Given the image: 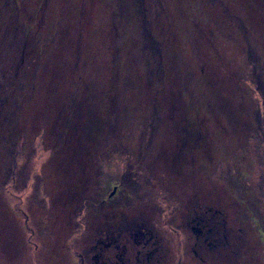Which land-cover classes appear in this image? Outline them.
<instances>
[{"label": "rangeland", "instance_id": "obj_1", "mask_svg": "<svg viewBox=\"0 0 264 264\" xmlns=\"http://www.w3.org/2000/svg\"><path fill=\"white\" fill-rule=\"evenodd\" d=\"M248 1L167 0L170 63L153 98L144 77L135 91L112 81L107 0H15V15L0 0V58L16 13L25 34L48 40L41 53L29 47L37 89L14 148L21 178L0 187V264H79V254L84 264H264V119L238 112L240 77L264 59V37L245 31L264 35V0ZM215 25L238 44L220 42ZM147 96L168 122L148 159ZM236 114L248 125L234 128ZM127 159L128 179L165 210L171 199L174 215L126 196Z\"/></svg>", "mask_w": 264, "mask_h": 264}, {"label": "trees", "instance_id": "obj_2", "mask_svg": "<svg viewBox=\"0 0 264 264\" xmlns=\"http://www.w3.org/2000/svg\"><path fill=\"white\" fill-rule=\"evenodd\" d=\"M107 1L110 12L114 17V25L110 28V33L112 35L110 43V51H112V81L118 86L120 83V87L123 90L135 91V87H137L135 85L137 83H142V81L144 82L145 78L150 84H152V90L155 89L154 93L152 91V96L154 98V95L159 93V91L156 92V89L158 90L163 86L162 81H164L165 75L164 68L166 64L170 63L165 45L166 38L164 35L165 27L166 32L172 31L168 16L169 5L167 0ZM245 1L246 0H244V2ZM248 2L251 4V0ZM4 5H8V8L4 13L8 12L7 14L15 15L17 7L15 0H2V6ZM227 11L228 13H232V11H235V8H233L231 4H227ZM245 11L246 10H243V15L245 14ZM18 19L19 16L16 13L15 30L11 24L12 19L8 22L7 28H4L6 41L4 42V45H1L4 47V53L0 58V185L3 183L7 185L12 174H16V177H13L14 179L17 178L18 174V178H21L20 169L16 163L18 158L15 159L14 148H17L18 145L24 143L22 133L25 131L26 125L23 119H25L24 114L27 102L35 95L37 89V67L39 65L38 57L29 54V47L35 45L36 50H39L41 53V50L45 49L48 44L47 38L39 36V39H36V36L31 32L25 34V24L22 21L19 22ZM215 26V30L221 39L220 42H225L231 45L238 44L236 36L232 35V31L228 34V31L224 28L217 25ZM246 27L245 31L248 30L254 35L260 34L261 37H264L261 33H257L255 28L250 30L252 27L251 24L246 25ZM166 37H168V48V44H171L170 39L172 37L170 38L167 34ZM13 48H15V50ZM11 50H14L15 55L14 52H12V58L7 59L5 55L7 56V52ZM246 52L245 49L244 54ZM255 54L256 53L254 52V55ZM245 56L248 57V54L246 53ZM256 56L257 55L254 57L252 53L249 52V57L253 58V60H255ZM244 73L245 75L241 76L242 78L240 77L243 92L241 102H239L241 104V109L237 108L241 115L249 116V118L252 116L255 120L254 125L257 126L258 120L264 119V59L257 56V62H254L250 66V69L247 68L246 71L244 70ZM139 86L141 85L139 84ZM250 87L255 89H253V93H251L252 90ZM254 91H256V93ZM146 100V106L148 105L150 114L144 120V127H146L147 131L143 135V139L145 140H141L139 143V148L144 149V158L148 159V157L154 152L157 140L159 141L160 131L165 128L162 126H168V122L165 115H162L156 107V103L154 101L149 102L148 96L146 97ZM225 105H227L225 106L226 108H229L227 103ZM231 110L235 111V109ZM237 115L238 114H236L234 119L238 118L239 120L235 119L236 124L233 127L236 128L239 126L241 128L242 125L240 122L244 123L243 126H247L249 120L243 122L241 119L245 117L241 116L242 118H240ZM38 138V143L43 145L42 134L39 135ZM20 155L21 154H18V157ZM13 160L15 163L12 168V164L10 163ZM130 161L131 159H127L124 164L126 171H120L119 179L122 180L120 183L122 185L123 183H126V196L128 195L133 198V196L130 195L132 194V190L136 199L140 200L139 198L143 195L147 196V192L143 191V187H140V183H138L137 179H128L129 175L132 177L137 174L136 169L131 172L127 171V169L130 170ZM23 175L26 176V171L23 172L22 176ZM0 187H2V185ZM145 198L146 200L144 203H149V205H151L150 209L156 213L158 212L159 216L162 218H165V216L169 218L174 215L176 208L173 207L172 200L168 197H166L167 199L165 198V202L170 206L168 210H165L159 203V200L161 199L160 197L147 196ZM140 203L144 205L141 200ZM98 205L100 206L94 205L93 208L104 207L103 203H99ZM96 214L97 213H94V215ZM100 216L101 213L98 215L101 221ZM165 224H167L166 221L161 222L162 226H165ZM100 226H102V223Z\"/></svg>", "mask_w": 264, "mask_h": 264}, {"label": "flooded vegetation", "instance_id": "obj_3", "mask_svg": "<svg viewBox=\"0 0 264 264\" xmlns=\"http://www.w3.org/2000/svg\"><path fill=\"white\" fill-rule=\"evenodd\" d=\"M115 187V189H116V186H114ZM127 227H128V225L126 224V229H127ZM129 229H130V227H129ZM130 235V234H129ZM137 241H139V240H136L135 239V242H137ZM126 242H128V239H126ZM145 242H151V239H146V241ZM153 242H157V240L156 241H153ZM79 264H84V262H83V258H82V255H80L79 254ZM96 257H98V256H96Z\"/></svg>", "mask_w": 264, "mask_h": 264}, {"label": "water", "instance_id": "obj_4", "mask_svg": "<svg viewBox=\"0 0 264 264\" xmlns=\"http://www.w3.org/2000/svg\"><path fill=\"white\" fill-rule=\"evenodd\" d=\"M113 190H115V187L113 188Z\"/></svg>", "mask_w": 264, "mask_h": 264}]
</instances>
